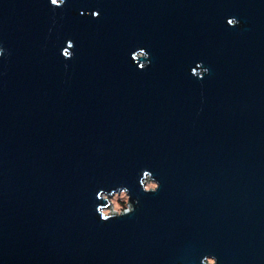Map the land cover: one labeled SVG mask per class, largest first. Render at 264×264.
<instances>
[{
	"label": "water",
	"instance_id": "95a60500",
	"mask_svg": "<svg viewBox=\"0 0 264 264\" xmlns=\"http://www.w3.org/2000/svg\"><path fill=\"white\" fill-rule=\"evenodd\" d=\"M0 47V264H264V0H0Z\"/></svg>",
	"mask_w": 264,
	"mask_h": 264
},
{
	"label": "clouds",
	"instance_id": "9594fccd",
	"mask_svg": "<svg viewBox=\"0 0 264 264\" xmlns=\"http://www.w3.org/2000/svg\"><path fill=\"white\" fill-rule=\"evenodd\" d=\"M65 3L66 0H50L51 6L55 8L63 7ZM92 16L93 18H98L99 13L93 12ZM227 24L230 27H236L239 24V20L232 17L227 20ZM74 48V42L71 40L67 41V46L62 50L63 58L66 60L72 59ZM4 52L5 49L0 47V56H3ZM132 60L138 64L139 70H146L151 64L150 54L143 48L136 50L132 54ZM191 74L196 78L202 79L209 74V69L200 62L192 69ZM139 186L145 194H155L160 190V182L150 170H142V175L139 177ZM95 198L101 202L96 205L95 212L99 216L100 221L105 223L114 218L130 216L135 212L136 206L139 204L138 199L133 202L130 190L126 186H116L112 189L101 188L97 191ZM200 264H218V259L214 255H205L202 257Z\"/></svg>",
	"mask_w": 264,
	"mask_h": 264
}]
</instances>
